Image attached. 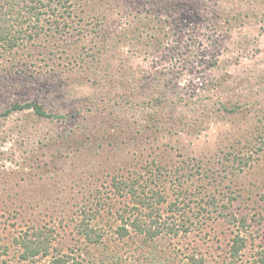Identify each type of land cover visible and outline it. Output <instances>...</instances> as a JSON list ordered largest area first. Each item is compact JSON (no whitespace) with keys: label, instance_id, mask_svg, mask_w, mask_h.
<instances>
[{"label":"rangeland","instance_id":"obj_1","mask_svg":"<svg viewBox=\"0 0 264 264\" xmlns=\"http://www.w3.org/2000/svg\"><path fill=\"white\" fill-rule=\"evenodd\" d=\"M70 2L69 13L50 4L58 33L31 38L29 19L18 47L0 41L2 258H18L15 237L34 224L53 229L52 246L28 264L106 246L107 264H193L189 255L223 264L240 225L231 212L247 219L250 259L264 246V0ZM28 102L62 117L2 115ZM138 170L168 200L153 209L156 263L135 230L117 234L121 213L152 220L132 195L112 191V180ZM85 215L102 244L89 247L78 232ZM167 222L188 229L168 234Z\"/></svg>","mask_w":264,"mask_h":264},{"label":"trees","instance_id":"obj_2","mask_svg":"<svg viewBox=\"0 0 264 264\" xmlns=\"http://www.w3.org/2000/svg\"><path fill=\"white\" fill-rule=\"evenodd\" d=\"M4 4H0V41L7 46H9V50L18 47L19 41L23 40V37L17 35L19 30L24 22H28L30 19L33 21V25L35 26L32 33H29V37L33 38L40 34V30H45L47 28L55 34L58 33V29L61 25V21H58L59 14H57V8L52 7L51 12L50 4L59 3L62 8V13H69L72 9V4L70 0H4ZM69 3V7L68 4ZM56 18V19H55ZM65 16L62 17L64 19ZM55 27V28H53ZM4 30V31H1ZM36 35V36H35ZM20 37V38H19ZM12 51V50H11ZM16 109H31L33 112L42 117H57L61 118V115H56L47 111L41 104L37 102H28L25 104H15L10 109L2 112V115H7L12 110ZM246 163V162H244ZM145 172H152L147 171ZM152 175V173H151ZM150 175V176H151ZM157 175V173H156ZM144 173L141 170L136 172H132L128 175L129 178L112 180V191L115 195L126 196L128 193L134 197V199L138 202V205L143 207H148L150 210L146 214L148 217L152 218L149 222L146 220L140 219L137 215H133V217L128 214L125 215L121 213L120 217L123 223L118 226L117 234L120 240L128 237L131 234V229L135 230V232L139 233L142 242H145V245H149L152 248V251L148 250V246H142V250L150 251L149 257H151L152 262L156 263L157 260H160V255L156 252L157 248H155L152 242L156 240L159 235L162 233L160 226L158 224V220L155 217V213H153L154 205L156 203H165L167 202V197L163 194L162 190L154 189L153 186L149 188V185L152 183V178L148 179L147 182H143ZM130 179V180H129ZM145 179V178H144ZM146 180V179H145ZM149 189V191L147 190ZM235 196H230V199H234ZM264 199V194L262 195ZM214 199V197L212 198ZM215 203V200H213ZM170 210L172 213L175 212L177 204L176 202H170ZM138 209V207H134L133 211ZM90 216V214H89ZM85 215L81 218L80 224L78 227V232L84 235L87 246H98L101 243L102 233L91 225L90 217ZM227 217L232 222H239V228L236 230L235 234L231 238L228 260L223 261V264H264V246L257 250L256 254L250 256V259H242V251L246 248V236H243L241 232V227L244 228L247 222L246 217L237 218L235 214L231 213L227 214ZM166 233L172 235H178L179 232L184 229L187 230L188 226L175 224L174 222H167ZM26 230H21L20 234L15 237V243L19 245V255L15 261H8L2 258V250H0V264H28V261H37L40 257H46L50 253V248L52 246V239L50 233L53 231L52 228L47 231L39 226H34V224L27 226ZM102 254L97 253L95 251L89 252L87 251V256H85L84 252H78L71 255L66 253H59L53 257H51L45 264H107L106 260L111 258L113 259V254L108 252L107 246L101 247ZM167 248V247H166ZM99 249V248H98ZM97 249V250H98ZM176 249V248H175ZM169 253H175L174 258L177 257V251H173L172 247H168ZM165 250V251H167ZM5 252V250H4ZM101 252V250H99ZM170 255L165 254V258L167 261L170 259ZM188 260L193 264H205L204 258H196L194 255H189ZM115 260V259H114ZM161 261V260H160ZM244 261V263H243ZM116 262V261H115ZM114 261L109 264H116ZM149 262V261H148ZM162 263V262H160Z\"/></svg>","mask_w":264,"mask_h":264}]
</instances>
